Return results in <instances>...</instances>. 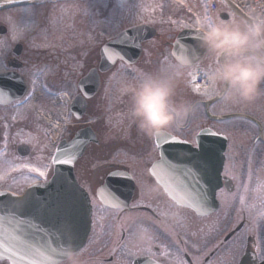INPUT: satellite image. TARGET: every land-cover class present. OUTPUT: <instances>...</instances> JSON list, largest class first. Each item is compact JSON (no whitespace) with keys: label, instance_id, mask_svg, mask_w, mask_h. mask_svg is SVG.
<instances>
[{"label":"flooded vegetation","instance_id":"obj_1","mask_svg":"<svg viewBox=\"0 0 264 264\" xmlns=\"http://www.w3.org/2000/svg\"><path fill=\"white\" fill-rule=\"evenodd\" d=\"M127 2L128 5L120 6L119 0H41L0 8V27L4 29V32L0 29V88L8 93L0 100V153H5L0 156V167L6 166L7 161L12 164L27 161L37 166L51 165L49 178L52 164L46 159L53 148H48L47 141L51 145L49 129L51 120L56 118L54 110L62 104L72 103L76 94L84 96L91 93L95 87L93 80L85 83L83 88L78 84L83 76L96 68L100 77L97 92L92 97L85 96L84 100L79 98L86 107L84 121L60 132L61 139L69 140L76 130L91 126L99 139V143L91 142L86 146L82 157H87L89 164L75 167L78 183L88 191L93 206L90 232L84 246L78 251L81 264H133L138 256L148 260L149 254L144 251L147 247L145 241L132 239V234L136 232L135 225L143 226L152 234L151 246L155 255L151 259L158 260L159 264H228L239 251L242 236L246 247L239 256V264H261L260 257L264 255V218L260 217L264 208L261 207V196L253 193L249 187L245 192V178L241 181L242 175L237 172L241 170H237L239 165L235 163H242L240 168L252 161L264 165V139L259 137L260 128L264 137V96L256 100V109H252L261 124H254L256 135L252 142L242 139L227 141L222 174L225 176L227 170L232 182L224 181L226 187L224 185L217 191L219 208L215 212L198 214L187 207L177 208L149 172L156 155L147 164L136 167L139 169L137 171L126 164L105 160L112 157L109 153L112 152V143H106L111 136L104 131L103 124L105 116L102 110L108 109L109 98L108 94L103 96L101 93L104 85L114 82L110 93L112 102L119 98L122 101L115 102L109 108L117 109L121 105L120 109L124 110L127 97H121V85L117 82L122 78H134V69L153 72L167 61L163 49H157L154 45L151 47L153 57H147L146 42H143L142 53L136 62L127 64L118 60L108 71H100V58L106 57L102 54L103 46L121 31L146 23L144 20L134 21L132 0ZM223 10L220 8L211 20L219 17ZM170 15L178 16L171 10ZM12 21L17 39L8 44L7 28L10 30ZM24 29L29 32V43L18 39ZM167 41L165 39L163 43ZM18 43L21 47L14 50ZM194 88L192 84L185 85L184 82L177 87V98L193 105L185 127L199 120L194 114L199 106L205 113L204 100L208 96ZM20 93L23 94L19 98H12ZM26 97L29 99L26 100ZM137 131L134 125H130L129 133L120 138L124 155L128 154L126 156L131 158H141L153 146L150 139ZM195 135L183 139L195 145ZM232 146L235 147L233 151L230 149ZM123 171L129 172L135 183L130 206L122 210L104 206L96 198L95 192L109 174ZM26 177L43 182L25 170L8 175L0 185L7 183L11 188L0 189L20 193L28 187ZM167 177L162 175L164 179ZM228 186L232 189L229 190ZM241 195L245 197L244 205L239 203ZM173 212L181 218L179 223L170 218ZM257 242L259 247L255 246ZM165 251L167 256L162 255ZM253 254L256 259H253ZM0 264L12 263L3 258Z\"/></svg>","mask_w":264,"mask_h":264},{"label":"clouds","instance_id":"obj_2","mask_svg":"<svg viewBox=\"0 0 264 264\" xmlns=\"http://www.w3.org/2000/svg\"><path fill=\"white\" fill-rule=\"evenodd\" d=\"M241 2L243 16L229 13L227 20L201 21L194 38L204 57L195 66L168 60L153 72L134 69L136 76L121 83L120 95L127 97L124 117L144 137L157 140L184 129L193 105L177 98V87L190 83L197 69L205 78L202 94L214 95L226 107H244L264 96V0ZM170 218L181 219L176 212ZM138 227L142 240L151 239L150 231ZM64 264H81L70 244Z\"/></svg>","mask_w":264,"mask_h":264},{"label":"snow or ice","instance_id":"obj_3","mask_svg":"<svg viewBox=\"0 0 264 264\" xmlns=\"http://www.w3.org/2000/svg\"><path fill=\"white\" fill-rule=\"evenodd\" d=\"M178 3L184 4V0H178ZM185 27H193V25H184ZM203 24L199 17L195 21L196 31L202 28ZM195 39V38H194ZM179 44V42H178ZM132 46H137L133 42ZM105 56L107 59L115 64L116 60H123L124 57L119 51L105 49ZM188 49L181 47L179 54L177 55L178 60L181 63L188 62ZM192 83L195 85L194 90L199 91V85L195 83V77L192 78ZM8 93L0 88V100L7 97ZM26 100L29 97L25 98ZM22 103V102H21ZM207 134L211 137H216L222 135L221 133L206 130ZM200 135V133H197ZM225 140L228 139L227 136L223 137ZM25 143H30L31 141H24ZM187 144L185 140H179L175 136H171L169 139L165 137L163 142L158 139L156 147L160 148L163 145H167L168 148L173 150H181L186 152H191V149L183 148V145ZM7 147V145H5ZM196 147L202 148L203 146L199 143ZM206 151V150H205ZM5 155V153H0V156ZM192 163L193 167L198 170H207L209 161L201 153H192ZM40 159V158H38ZM76 156L71 152L70 149H65L63 152H59L57 156L53 157L52 165H72ZM161 160L168 165L171 169L173 166L168 162L162 155ZM51 165L37 166L33 163L23 161L19 164L9 163L6 168L0 167V182H3L5 178L13 172L27 171L30 174H34L35 177H39L43 183L39 184L38 180L35 178L25 179L28 182V187H34L39 184L40 187H44L48 184V173ZM59 173V170L57 169ZM153 171V175H155ZM166 176L170 173L165 172ZM114 177L118 179H124L125 176L120 172L111 173ZM185 175L188 176L189 172L186 171ZM229 173L226 170L225 176ZM131 179V177H127ZM235 179V177H233ZM192 183H185L184 181H178L173 184L172 181L166 180L164 182V187L170 189L169 195L177 208L189 207L195 208L199 206H208L210 204V194L205 189L203 185L200 184L199 180L195 178V175H191ZM60 187L55 191V193H49L48 199L42 201L37 206V211L39 212H49L58 217L57 224L55 225V232H49L41 228L40 225L34 224L32 220L24 219L19 214H4L0 215V259H3L6 255L12 261V264H63L62 260H56L52 258V254H58L61 257H65L67 248L60 244L54 247L56 240H65L67 237L75 236L77 229L79 227V216L80 207L87 201L88 196L85 195L84 191L76 184L70 176H59ZM245 192L248 191L247 186H244ZM264 190V183L259 184L257 192ZM9 193L0 190V197H4ZM11 195L15 196V192ZM95 196L99 198L101 204L108 205L114 209L123 208V202L117 195L116 191L113 190L108 185L100 187ZM12 203H16L13 201ZM21 207L27 204V199L25 201L19 202ZM94 203V202H93ZM239 203L241 205L245 204V197L241 195L239 197ZM261 207L264 208V196L260 197ZM4 211L3 202L0 201V212ZM260 217L264 218V211L260 212ZM147 231V229L145 228ZM55 236V239L53 238ZM152 240L145 241L147 247L144 249L149 254L148 260L145 264H159L158 260H152L151 257L155 255L152 252ZM256 247H259L257 242ZM246 247V241L242 236L240 238V249L239 251L231 257L228 264H239V256L243 254L244 248ZM162 255L167 256L168 253L165 251ZM253 259H256L255 254H253ZM261 264H264V255L260 257Z\"/></svg>","mask_w":264,"mask_h":264},{"label":"water","instance_id":"obj_4","mask_svg":"<svg viewBox=\"0 0 264 264\" xmlns=\"http://www.w3.org/2000/svg\"><path fill=\"white\" fill-rule=\"evenodd\" d=\"M7 1L10 0H0V3ZM222 1L226 3L228 7L240 13V11L236 8V6H234L229 0H222ZM240 15L243 16L242 13H240ZM155 33H156L155 28L148 24L134 26L130 29L121 32L117 36V38L107 43L103 48V53L105 54L104 50L106 48L109 50L115 49L119 51L121 55L124 57L123 60H125L126 62H134L136 60V57L133 58L126 57V53L123 52V48L127 46L128 43L133 44V42H135V44L137 45L134 46L135 54L138 56L140 53L141 42L152 38L155 35ZM195 35H196V29H189V28H185L177 34L174 42L172 43V50H171L172 55L177 59V61L180 62V60H178L177 58V55H174V53L179 54L181 47L188 49V53H187L188 61L191 62V64L196 62L204 54L203 50L199 48L196 39H194ZM130 54H133V52H129V55ZM112 64L113 63H111L107 59V57H102L100 68L101 70L106 71L108 68L112 66ZM94 74H97V71L95 69L91 70L82 80L83 81L93 80ZM96 83L98 85V82ZM91 94H87V96H90ZM216 100H218V98L213 97L212 99L205 102V107L207 111L209 105L215 102ZM81 106L82 107H75L73 105L71 107V110L73 111L76 118L81 117L83 113L84 107L82 103ZM209 116L213 119H222V118H229L236 116L249 117L242 113H232L221 116H215V115L213 116L209 114ZM206 130L213 131L210 128H203L202 130L199 131L200 135L196 136V141L197 143L203 146L202 148L193 147L190 143L187 142V144L183 145V148L191 149L192 151L186 152L181 150H173L168 148L167 145H163L162 147L158 148L160 153V159L155 161L151 167V173L153 174V171H155L156 174L154 176H156L157 180L161 182L160 175L162 173V170L160 167L167 165L161 160V156L163 155L167 161L168 160L172 161L171 164L173 167L169 169L168 172L174 176L173 177L174 180L172 181L173 184H176L178 181L181 180L184 181L185 183L191 184L192 183L191 175L194 174L195 178L199 180L200 184L203 185L210 194V204L208 206L202 207L197 205L195 208H192L194 211L200 214L210 213L217 208V200L215 197L216 191L222 186L223 179L224 180L227 179L221 176L222 165L224 161L223 152L226 146V140L223 138L224 135L211 137L207 134ZM166 137L170 139L171 135ZM164 138L159 139L161 143L163 142ZM91 141L97 142L95 133L92 131L90 127L82 128L77 132H75L74 136L69 141L62 140L58 144L54 157L57 156L59 152H63L65 149H70L71 152L74 153L76 156V159L74 160L75 162L77 158L82 155L85 146ZM192 153H201L206 159H208L209 164L207 170H198L193 167ZM73 164L53 165L52 176L48 179V184L44 187H40L39 184L42 183H39L37 186L31 187L28 190H26L22 196H17V195L13 196L11 195V193L7 192L9 193L8 195L4 197H0V201L3 202V207H4V211L0 212V215L19 214L21 215L22 218L32 220L34 224H38L40 225L41 228L45 229L46 231L54 233L55 225L57 224L58 217L49 212H39L36 209L39 203L48 199L49 193H55V191L60 187V182H59L60 175L70 176L71 179L76 182L73 173ZM57 169L59 170V173L57 172ZM186 171L189 172L188 176L185 175ZM113 180L114 179L111 178V176L109 178H106L102 186L108 185L111 188H113V190L116 191L117 189H115L112 186ZM80 188L82 189V191H84L85 195L88 196L87 192L82 187ZM133 190H134L133 182L130 179L127 188L124 190L125 195L117 194L120 197V200L123 202V206L128 205ZM165 191L169 194L170 189L165 188ZM26 199H27V204L21 207V204L19 202L25 201ZM13 201H15L16 203H12ZM91 212H92V208L88 197L87 201L80 207L79 227L77 229L75 236L67 237L65 240H56L53 246L56 247L60 244H63V246L67 248V246L70 244L74 250L76 251L79 250L83 246L90 229ZM53 238L55 239V236ZM4 257L7 256L5 255ZM52 258L56 260H61L65 257H61L58 254H52ZM145 261H146L145 258H136L135 264H144Z\"/></svg>","mask_w":264,"mask_h":264},{"label":"rangeland","instance_id":"obj_5","mask_svg":"<svg viewBox=\"0 0 264 264\" xmlns=\"http://www.w3.org/2000/svg\"><path fill=\"white\" fill-rule=\"evenodd\" d=\"M173 3L176 4L182 10L183 13L192 15L191 16L193 18L192 21H188L184 19V17L178 18L177 24H180L181 27H184V25L186 24L187 25L191 24L195 26V21L199 14L205 15V20L207 19L206 18L207 10L202 0H184V4L178 3V0H132L131 5L134 8V21L137 22V21L146 19V21L152 20L156 22H168L169 23L172 21V18L169 16H165L166 13L163 10L158 9V5L162 7L166 4L165 6L167 7V9H171L174 13L176 11V6ZM128 4L129 2H127V0H119L120 6H126ZM9 28L10 30L7 28L8 34L6 35L8 44L15 41V39H17L14 36V28H15L14 21L10 23ZM172 36L173 34L169 35L168 38L171 39ZM18 39L23 41V43L31 42L29 38V32L26 31L25 29H24L23 34L19 36ZM163 40H164V37L160 34H158L153 39H151V42L146 44L147 46L146 56L148 57L151 54V49L154 46H157V41L162 42ZM153 44L155 45L153 46ZM166 54L168 57L169 56L168 50H166ZM125 80H126L125 78H122V80L118 81L117 84L120 86L122 81H125ZM114 86H115V83L110 82L109 85L108 84L104 85L101 91L103 96L108 94V97H109L107 101L108 109H110L109 107H111L115 102L121 101L119 99L117 101L112 102L113 98H111L110 93H111V88H114ZM254 108L256 109V100L253 103L246 105L244 107H235V108L226 107L222 105L220 101L218 100L217 102H215L214 104L210 106V112L213 114L244 112V113H248L255 117L256 113L253 112L252 110ZM106 111L108 113L106 123L111 124V129H112L111 133L108 130V132L110 133V136L118 137L117 134L119 135L126 134L127 129H126V123L124 120L125 112L124 111H114V110H106ZM115 118H116V121H115L116 128L114 127V124H112ZM110 119L112 120L110 121ZM198 121L204 123L203 120L199 119ZM194 122L195 124L190 126L188 130H182L180 132V134L183 137L190 138L195 132V130H197L198 128L202 126L201 123H196V120ZM211 122H209V124L213 126L215 130L221 133L225 132L228 135V137L231 139V141H239L240 139L252 140V138L255 135L254 124L248 119L235 117V118H229V119H223V120H211ZM47 145L50 150L53 148V146L50 145L49 141H47ZM152 145L153 146L151 147L149 151H147L146 155L144 154V156H142L141 158H131V157H128L129 156L128 154H126L128 156L124 155L125 154L124 151H119L115 153L114 155H112L111 158H105V160L126 164L130 167L131 170L137 171L139 170L137 169L139 165L140 166L145 165V163L147 164L148 160L151 161L153 159L152 157H154L156 153L153 141H152ZM230 149L233 151L235 147L232 146ZM238 149L240 150L239 147ZM109 153L111 155L110 151ZM229 158L231 161L233 160L231 153L229 154ZM48 159L49 158L47 157L46 160L48 161ZM8 164H9V161H7V165L4 166V168H6ZM235 164L239 165V167L237 166V170L238 168L239 170H241V171H237V172H240L242 175L241 181H243V179L245 178V181H244L245 185L251 188L253 193H255L258 196H264V190L257 192V188L259 184L264 183V165L260 166L252 161L250 164H244V166L240 168V165H242V163L237 164L236 162ZM0 187L11 188V185L4 183V184H1ZM134 230H136V232L132 234V239L134 240H136V238L141 239L139 227L135 225ZM135 251H137V249H135Z\"/></svg>","mask_w":264,"mask_h":264},{"label":"trees","instance_id":"obj_6","mask_svg":"<svg viewBox=\"0 0 264 264\" xmlns=\"http://www.w3.org/2000/svg\"><path fill=\"white\" fill-rule=\"evenodd\" d=\"M88 164H89L88 158H84L82 165H88Z\"/></svg>","mask_w":264,"mask_h":264},{"label":"built area","instance_id":"obj_7","mask_svg":"<svg viewBox=\"0 0 264 264\" xmlns=\"http://www.w3.org/2000/svg\"><path fill=\"white\" fill-rule=\"evenodd\" d=\"M239 2H241V0H238Z\"/></svg>","mask_w":264,"mask_h":264}]
</instances>
